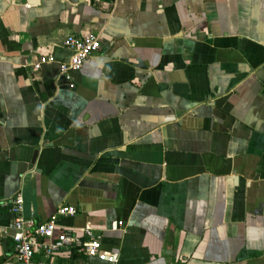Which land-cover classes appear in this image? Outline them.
Masks as SVG:
<instances>
[{
  "label": "crops",
  "instance_id": "1",
  "mask_svg": "<svg viewBox=\"0 0 264 264\" xmlns=\"http://www.w3.org/2000/svg\"><path fill=\"white\" fill-rule=\"evenodd\" d=\"M96 32L70 87L63 41ZM18 193L117 256L36 261L264 264V0H0V202Z\"/></svg>",
  "mask_w": 264,
  "mask_h": 264
},
{
  "label": "built area",
  "instance_id": "2",
  "mask_svg": "<svg viewBox=\"0 0 264 264\" xmlns=\"http://www.w3.org/2000/svg\"><path fill=\"white\" fill-rule=\"evenodd\" d=\"M101 44L100 33H88L86 35L70 34L63 41L64 47L69 51V57L65 61H58L59 74L62 80L72 87V74L78 71L89 55L99 50ZM51 55L37 60L32 64L33 70H38L44 63L54 62ZM0 208L7 209L10 219L7 226L0 225V233H8L12 241L17 264H47L44 261H36L35 254L42 253L45 258L60 252L63 248L73 244L82 245L87 256L97 257L100 260L115 262L117 256L108 254L101 248V234L95 232L90 224L82 228L85 239L73 235L70 231H58L56 221L60 217L73 216L77 209L68 204L59 205L44 222H36L32 217H24L23 198L20 193L8 201L0 202ZM120 222H112L110 228L116 230ZM169 264H176L171 262Z\"/></svg>",
  "mask_w": 264,
  "mask_h": 264
}]
</instances>
